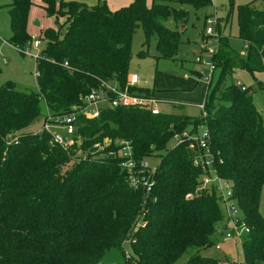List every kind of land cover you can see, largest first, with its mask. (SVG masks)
I'll use <instances>...</instances> for the list:
<instances>
[{
	"label": "trees",
	"instance_id": "obj_1",
	"mask_svg": "<svg viewBox=\"0 0 264 264\" xmlns=\"http://www.w3.org/2000/svg\"><path fill=\"white\" fill-rule=\"evenodd\" d=\"M211 3L153 0L148 6L147 0H132L112 11L102 0L90 7L44 0L43 9L55 17L57 27L41 34L46 47L36 57L37 89H21L10 82L0 87V264H97L112 249L124 252L122 245L143 208L148 210L145 225L133 234L127 264H177L184 256L185 264H218L201 255L214 244L225 221L216 189L198 191L204 172L194 166L195 152L187 144L168 147L175 135L201 126L211 135L216 173L232 186L249 230L242 236L243 263L264 264V219L259 212L264 120L249 89L231 85L220 91L234 71L264 72V0L236 9L238 39L248 43V49L245 56L237 54L226 40L214 55L220 72L207 90L206 118L107 109L96 120L80 119L76 138L81 144L66 149L51 144L48 134L27 132L47 111L63 115L79 106L101 81L125 87L138 29L145 33V46L156 37L160 57L155 59H173L181 35L163 23L188 17L175 5L199 9ZM32 6V0H11L8 5L12 33L8 43L21 53L32 40L28 34ZM218 39L221 43L220 34ZM65 63L70 70L64 69ZM197 85L196 76L156 69L152 91H137L155 97L158 92H191ZM14 139L17 143H11ZM105 139L111 141L108 148L94 149ZM118 141L131 142L137 161L161 159L151 193L130 187L119 159L110 155L119 152ZM189 194L192 198H187Z\"/></svg>",
	"mask_w": 264,
	"mask_h": 264
},
{
	"label": "rangeland",
	"instance_id": "obj_2",
	"mask_svg": "<svg viewBox=\"0 0 264 264\" xmlns=\"http://www.w3.org/2000/svg\"><path fill=\"white\" fill-rule=\"evenodd\" d=\"M43 1L32 0L33 6L30 9L28 18V34L32 39H41L43 31L57 27L55 17L48 16L42 8ZM68 1L86 4L90 7L97 5L100 0ZM105 1L113 11H117L127 7L132 0ZM211 1L212 3L209 6L199 9H195L191 5L180 7L176 4V9L182 8L187 13V20L176 22L173 18H169L163 23L169 30L178 32L181 35V44L177 55L173 59H155L160 57L157 50L156 37L153 36L149 40L148 45L145 46L146 39L142 28L138 29L133 37V59L130 63L129 75L135 74L139 77L140 89L152 91L156 69L174 76H196L198 78V85L191 92H158L155 94L156 99L159 101L158 108L164 114L199 118L201 115L199 106L206 101L208 90V86L200 74L209 69V65L214 59V55L210 54L209 51L218 53L226 45L225 41L227 40L228 46L235 53L240 55L246 53L245 45L238 39L239 29L236 9L239 5H244L251 0ZM152 2L153 0H147L148 6H151ZM10 4L11 0H0V87L10 82L21 89L36 90L38 83L36 57L45 49L46 43L41 39L38 49H32L29 45H26L23 53L8 43L12 34L8 11V5ZM229 12H231V15L228 18ZM66 21L65 18L60 19L59 23L63 25ZM208 28L213 30L210 35L206 34ZM218 34L222 38L221 43L217 38ZM140 52H144V57L139 56ZM198 60L201 61L198 62ZM219 72H215L214 84ZM237 82H240L251 91L253 102L264 120V72L234 71L226 76L224 82L220 85V91L223 92L228 86H235ZM42 130L43 119H39L30 126L27 132L38 134ZM59 133L63 137H68L65 131H59ZM176 145L177 141L173 138L169 142L168 147L171 149ZM159 155L164 156V153ZM147 161L152 168H157L161 159ZM210 169L212 174H215L212 166ZM218 205L222 215L227 217V210L223 202L218 201ZM259 212L264 219V189L260 197ZM237 217L241 219L242 214L240 212L237 213ZM229 228H224L222 234L217 233L214 238V244L202 250L201 255L213 258L218 264H244L242 242L236 237L230 240L225 238ZM217 246H219V249H217ZM123 248L125 251L131 252L129 243H126ZM187 259L188 257L184 256L177 264H185Z\"/></svg>",
	"mask_w": 264,
	"mask_h": 264
},
{
	"label": "built area",
	"instance_id": "obj_3",
	"mask_svg": "<svg viewBox=\"0 0 264 264\" xmlns=\"http://www.w3.org/2000/svg\"><path fill=\"white\" fill-rule=\"evenodd\" d=\"M210 23V21H208ZM213 33L211 28L207 29L206 34ZM218 38V36H217ZM41 39L34 38L29 42V47L32 49H38ZM248 49V43L245 44V50ZM210 54L215 55L213 51H209ZM245 56V54H241ZM201 60H198L200 62ZM64 69L70 70L67 63L63 65ZM215 72H217V66L212 61L209 65V69L201 74L204 82L207 84V89L213 84L215 79ZM140 79L137 75L132 74L128 76L125 87H121L117 81L108 82L101 81L97 87L92 88L87 95L81 100L79 106L71 108L67 114L55 115L47 111L46 117L43 119V130L40 133L50 135L51 144L54 143L64 149L74 145H80L81 140L76 138L78 129V122L80 119L96 120L100 117L101 112L107 109L118 108H137V109H149L153 115H159L162 112L158 108L159 101L156 97H145L138 93ZM236 87L245 91L247 88L237 82ZM201 110L200 118L207 117L206 101L199 106ZM59 131H65L68 137H63ZM177 141V146L187 144L189 149L195 152L193 164L195 167L200 168L204 175L201 178V187L198 191L206 188L215 187L219 201L223 202L227 210V217H225L224 223L219 227L218 233H223L224 228L230 227L225 234L227 240L238 238L242 242V236L244 233H248L243 219L237 217V213L240 212L237 201L233 198L232 186L221 178L216 173V161L215 152L211 148V135L205 126L197 128V130L190 129L184 131L181 134L175 135L174 138ZM16 139L11 143H17ZM111 141L105 139L103 144H97L94 146L98 152L108 148ZM120 147L119 152H111L112 157L119 159L120 168L128 174V182L131 188L134 190L143 191L145 195L152 192L155 181L153 179L157 168H152L147 160L137 161L133 157L132 144L130 141H118L116 143ZM213 167L215 174H212L210 167ZM193 194H189L187 198H192ZM149 197V196H148ZM148 213L146 208H143L139 213L137 220L135 221L133 230L130 232L128 238L123 243L122 247L126 243L131 244L133 234L145 224V217ZM219 249V246H217ZM124 250V248H123ZM127 260L131 259L130 253L121 251Z\"/></svg>",
	"mask_w": 264,
	"mask_h": 264
},
{
	"label": "water",
	"instance_id": "obj_4",
	"mask_svg": "<svg viewBox=\"0 0 264 264\" xmlns=\"http://www.w3.org/2000/svg\"><path fill=\"white\" fill-rule=\"evenodd\" d=\"M97 264H126V259L119 249H112Z\"/></svg>",
	"mask_w": 264,
	"mask_h": 264
},
{
	"label": "crops",
	"instance_id": "obj_5",
	"mask_svg": "<svg viewBox=\"0 0 264 264\" xmlns=\"http://www.w3.org/2000/svg\"><path fill=\"white\" fill-rule=\"evenodd\" d=\"M103 1H105V0H103ZM44 2V1H43ZM106 2V1H105ZM131 3V2H130ZM109 7V6H108ZM42 8H43V6H42ZM110 8V7H109ZM110 10H112L111 8H110ZM113 11V10H112Z\"/></svg>",
	"mask_w": 264,
	"mask_h": 264
}]
</instances>
